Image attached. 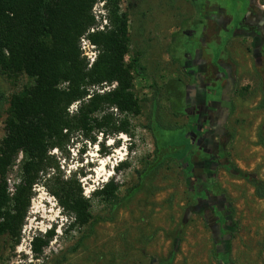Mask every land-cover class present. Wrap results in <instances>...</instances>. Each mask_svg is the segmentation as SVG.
I'll return each mask as SVG.
<instances>
[{
    "label": "rangeland",
    "instance_id": "obj_1",
    "mask_svg": "<svg viewBox=\"0 0 264 264\" xmlns=\"http://www.w3.org/2000/svg\"><path fill=\"white\" fill-rule=\"evenodd\" d=\"M246 1L220 0L231 24ZM251 1L261 10L247 14L248 22L258 23L256 29L228 39L211 20L221 12L210 2L120 0L128 18L125 61L138 56L143 67V75L133 73L141 111L129 116V133L105 138L98 133L94 143L75 134L49 151L52 167L32 188L19 242L0 235V264H264V200L254 196L247 179H264V145L259 143V135L264 136V64L254 58L259 46L264 49V0ZM92 13L94 30L107 24L103 0H97ZM204 30L219 42L217 49L224 46L221 60L234 65L227 92L232 107L207 128L198 146L187 141L185 132L195 119L190 113L200 105L192 95L197 88H210L211 37L202 45ZM199 45L206 48L199 51L206 60L195 63L188 57ZM80 47L83 55L96 53L91 44L80 42ZM27 82L25 76L0 75V90L9 98ZM168 86L188 97L176 113ZM7 108L6 100L0 106V140ZM159 158L163 161L157 164ZM71 177L91 197L92 215L101 217L93 226L70 225L51 193L53 180ZM111 178L118 185L114 198L93 195ZM46 230H53V238L36 258L30 240Z\"/></svg>",
    "mask_w": 264,
    "mask_h": 264
},
{
    "label": "trees",
    "instance_id": "obj_2",
    "mask_svg": "<svg viewBox=\"0 0 264 264\" xmlns=\"http://www.w3.org/2000/svg\"><path fill=\"white\" fill-rule=\"evenodd\" d=\"M103 1L107 24L89 32L97 0H0V75L28 79L9 98L0 90V106L8 102L0 140V235L8 234L14 244L19 242L32 188L52 167L49 151L61 148L75 134L94 143L98 133L104 138L129 133V116L141 111L133 73L143 75V67L138 56L125 61L127 14L121 11L120 0ZM83 35L96 49L90 65L80 47ZM112 83L114 87L99 91ZM175 88L166 90L176 113L180 92ZM259 143L264 145L263 135ZM162 161L159 158L157 164ZM247 179L254 196L264 200V179ZM117 189L111 178L93 195L111 200ZM51 193L70 225L93 226L101 220L92 215L91 197L83 195L72 177L53 180ZM53 235V230H46L31 238L36 258Z\"/></svg>",
    "mask_w": 264,
    "mask_h": 264
},
{
    "label": "flooded vegetation",
    "instance_id": "obj_3",
    "mask_svg": "<svg viewBox=\"0 0 264 264\" xmlns=\"http://www.w3.org/2000/svg\"><path fill=\"white\" fill-rule=\"evenodd\" d=\"M204 1L211 3V9L217 7L219 12H221L217 20L213 18V15H211V20H214V23L225 31V37L227 38L233 37V35H235L236 33H238L239 35H246L247 33H250L249 30L251 29V27H255L256 29V24L258 25V23L253 21L248 22L247 19L248 13H253L255 11V13L257 14L259 11H261L258 8H254L255 6L253 7V3L251 0L246 1V6L244 10L241 12L239 19L234 24H231L232 20L229 11L225 9V7L221 4L220 0ZM197 12L199 13L200 11L198 10ZM205 31L206 30H204V37H201V40L204 39V42L203 44H201L208 45L209 42L207 37H211V81L208 82L210 84V88L208 89V91L205 92H203L204 90L197 88L196 94L192 95L191 98L193 99V97L195 96V102L200 103V105L197 104L196 106H194L197 111L194 110L190 113V116H195V119L191 121V124H189L188 126V130L185 132V137L187 138V141L190 142V144H192L193 142L198 146L203 144L207 128L210 125H214L216 121L221 118V113L226 111L225 113L227 114L232 107V99L227 95V92L229 91L228 84L232 80V77L229 76L228 72H230L231 68L233 69L234 65L230 60H221L220 53L224 50V46L221 49H217L219 46V42L218 44H216L213 40L212 34ZM262 39H264V36L262 37ZM224 44L225 42L223 43V45ZM201 49L205 50L206 48H202L200 45L195 46L194 52L190 53V57L188 58L192 59L195 63H199L200 57L203 61L206 60L203 59V54L201 53L200 55L199 53ZM255 56H257L254 57L257 62L264 64V49L262 48V45L259 46L256 50ZM218 80H220L221 82ZM185 97L188 98L183 93V95L180 97V100L178 101L179 108L181 109L183 107L180 102ZM197 121H199L201 124L199 125ZM218 162L225 164L222 159L218 160ZM185 165H187V163ZM218 240L221 241L222 239H219L218 237Z\"/></svg>",
    "mask_w": 264,
    "mask_h": 264
},
{
    "label": "built area",
    "instance_id": "obj_4",
    "mask_svg": "<svg viewBox=\"0 0 264 264\" xmlns=\"http://www.w3.org/2000/svg\"><path fill=\"white\" fill-rule=\"evenodd\" d=\"M100 28L103 29V26H101ZM90 31H91V32L94 31V28L91 27V28H90ZM80 42H81L82 45H84V47H87L89 44H91V43L89 42V40L86 38L85 35H84V36H81V38H80ZM91 45H93V44H91ZM93 46H94V45H93ZM84 55L88 58V59H87L88 62H89L88 65H90V64L93 62V60H94V58H95V56H96V53H95V52H92V51H89V52L84 51ZM114 85H115V83H112V84H111V88L114 87ZM109 89H110V87H109V85H107V87H104V88H102V89H99V91L109 90Z\"/></svg>",
    "mask_w": 264,
    "mask_h": 264
},
{
    "label": "water",
    "instance_id": "obj_5",
    "mask_svg": "<svg viewBox=\"0 0 264 264\" xmlns=\"http://www.w3.org/2000/svg\"><path fill=\"white\" fill-rule=\"evenodd\" d=\"M218 236L220 237V231L218 230Z\"/></svg>",
    "mask_w": 264,
    "mask_h": 264
},
{
    "label": "bare ground",
    "instance_id": "obj_6",
    "mask_svg": "<svg viewBox=\"0 0 264 264\" xmlns=\"http://www.w3.org/2000/svg\"><path fill=\"white\" fill-rule=\"evenodd\" d=\"M108 175H111L110 173Z\"/></svg>",
    "mask_w": 264,
    "mask_h": 264
}]
</instances>
